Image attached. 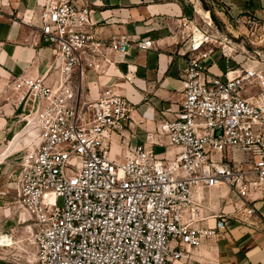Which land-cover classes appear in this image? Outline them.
<instances>
[{
    "label": "built area",
    "instance_id": "obj_1",
    "mask_svg": "<svg viewBox=\"0 0 264 264\" xmlns=\"http://www.w3.org/2000/svg\"><path fill=\"white\" fill-rule=\"evenodd\" d=\"M88 4H41L30 23L54 50L56 76L11 82L38 139L16 175L34 264L191 261L230 218L257 217L255 202L264 199V17L232 15L221 0H192L193 16L171 31L186 61L182 99L175 118L148 133L165 148L155 153L127 141L134 106L117 86L96 97L87 86L90 72L115 65L109 51L128 54L155 42L120 35L106 43L92 31ZM219 61L226 62L220 75L211 71ZM213 190L221 191L214 199ZM8 237L0 234V246Z\"/></svg>",
    "mask_w": 264,
    "mask_h": 264
},
{
    "label": "crops",
    "instance_id": "obj_2",
    "mask_svg": "<svg viewBox=\"0 0 264 264\" xmlns=\"http://www.w3.org/2000/svg\"><path fill=\"white\" fill-rule=\"evenodd\" d=\"M44 1L0 0V170L11 173L14 164V178L17 162L38 139L17 103L18 93L11 86L12 79L23 74L31 77L48 74V81H52L56 76L54 50L39 39L38 27L30 23ZM88 1L92 31L106 43L120 35L155 42L154 48L131 49L128 54L109 51L115 65L106 67V73L90 72L87 81L92 97L98 96L107 85L117 86L128 97L134 108L127 141L133 145L146 144L155 150L157 146L147 139L148 133H154L162 119L175 118L182 99L181 75L186 61L175 53L177 47L171 31L176 29L180 17L193 16L192 0ZM221 2L232 15L249 11L264 17V0ZM214 57L218 59V54ZM221 62L211 66L213 73L220 75L225 70ZM127 73L130 80L126 79ZM114 146L120 148L118 143ZM220 192L213 190L210 197L214 199ZM216 206L227 213L233 211L230 205ZM255 207L257 217L248 219V223L230 218L222 233L193 251V260L178 264H264V199L256 201ZM7 232L15 242L10 247L24 250L25 239H17L14 229L4 233ZM26 232L30 236L24 228Z\"/></svg>",
    "mask_w": 264,
    "mask_h": 264
},
{
    "label": "rangeland",
    "instance_id": "obj_3",
    "mask_svg": "<svg viewBox=\"0 0 264 264\" xmlns=\"http://www.w3.org/2000/svg\"><path fill=\"white\" fill-rule=\"evenodd\" d=\"M220 66L225 67L226 62L222 61ZM164 150V147L157 146L154 151L162 153ZM13 167L14 164L11 173L0 170V234L14 229L17 239H25V245L24 250L16 247L0 248V264H34L35 246L30 244L27 232L24 234V228L30 224L29 217L18 205V185Z\"/></svg>",
    "mask_w": 264,
    "mask_h": 264
},
{
    "label": "bare ground",
    "instance_id": "obj_4",
    "mask_svg": "<svg viewBox=\"0 0 264 264\" xmlns=\"http://www.w3.org/2000/svg\"><path fill=\"white\" fill-rule=\"evenodd\" d=\"M28 230V232H29V235H30V231H29V229H27ZM4 236H2V237H4V238H6V236H5V234H3ZM2 240V238H0V241ZM29 241H30V244L31 245H34V241H33V238L30 236V238L28 239ZM7 241H8V243L6 244V245H4V246H12L13 245V242H12V240H10V237H8L7 238ZM15 243V242H14ZM34 261H35V257H34Z\"/></svg>",
    "mask_w": 264,
    "mask_h": 264
}]
</instances>
